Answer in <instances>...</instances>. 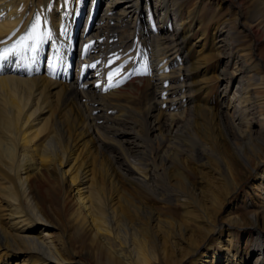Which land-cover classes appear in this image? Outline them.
Segmentation results:
<instances>
[{
    "label": "bare ground",
    "instance_id": "6f19581e",
    "mask_svg": "<svg viewBox=\"0 0 264 264\" xmlns=\"http://www.w3.org/2000/svg\"><path fill=\"white\" fill-rule=\"evenodd\" d=\"M84 1L0 0V53L9 51L0 59V264H75L66 258L71 248L50 235L48 218L56 213L75 221L98 246L91 248L93 257L86 252L94 264H149L162 249V227L169 239L182 242L178 233L185 228L173 219L190 227L217 215V187L211 190L207 177L228 185L229 196L240 164L261 171L252 187L259 206L246 208L254 229L248 257L256 252V264H264V51L258 49L264 0H93L71 82ZM50 7L57 31L69 32L66 42L56 34L52 11L48 18ZM197 16L207 21L193 42ZM37 19L32 48L11 51ZM70 19L73 29L66 28ZM122 30H132L130 40L122 39ZM214 57L221 61L215 71L206 66ZM138 72L145 83H130L143 111L140 121L128 103L114 102L119 89L111 87L126 85ZM110 75L117 77L114 83ZM214 80L225 82L216 104L208 99ZM60 185L61 211L49 197ZM149 200L169 207L157 211ZM163 215L170 227L161 224ZM227 218L230 237L241 220ZM215 225L204 232L207 240L222 233ZM231 246L222 262L247 264ZM85 247L92 246L80 249ZM103 255L107 261L99 260ZM217 260L211 255L206 263Z\"/></svg>",
    "mask_w": 264,
    "mask_h": 264
},
{
    "label": "rangeland",
    "instance_id": "374dc122",
    "mask_svg": "<svg viewBox=\"0 0 264 264\" xmlns=\"http://www.w3.org/2000/svg\"><path fill=\"white\" fill-rule=\"evenodd\" d=\"M92 1L93 0H85L83 2L82 10L79 13V16L77 19L76 31L74 33V43H72V46H74L76 52H75V50H73L75 53V56H71V58L74 57L76 59V60H74L75 64H77V53L79 51V45H80V39L82 36L83 26L85 25V21H86L87 16H89V14L92 11L91 10V8L93 6ZM88 4H90V6H89L90 9L88 10V13L85 14L84 12H85V10H87L86 6ZM227 5L228 4L222 5V9H223L222 11L226 10ZM51 6H52V4H51ZM252 9L256 12H259L261 10L260 8H257V6H253ZM51 11H52L51 20H53L52 25L54 28H56L55 25L58 24V21H56L57 14H56L55 9L51 10V7H50L48 18L51 15L50 14ZM64 18L65 17H62V19H64ZM62 19L59 22L62 23V21H63ZM197 20H199L200 27L195 31V33L192 36L193 42L198 41L202 31L204 30V23H206V21H207L206 18L202 20V18H200V17L198 18V16H197ZM217 20H219V19H217ZM73 24L74 23L72 22V19H70L67 22L68 26H66V28L73 29V27H72ZM81 26H82V30L80 32ZM55 30H57V28ZM131 32H132V30H122L121 31V35L123 36L122 39L130 40L132 37ZM59 33H61L62 35L66 34V36H65L66 39L63 40L65 42L70 37L69 32H67V31L62 30V31H59ZM56 34H57V32H56ZM121 35H118V36L121 37ZM51 36H53V34ZM133 36L135 38L138 37V35L136 33H134ZM205 41H206V43H205L206 48L210 47V44H211L210 37L207 36V38H205ZM230 44L234 45L233 41H230ZM243 44H246V43L244 42ZM258 49L260 51H264V40L259 43ZM65 50H66V47H65ZM192 59H193V56H192ZM222 59H225V60H223V62L221 64H223L227 60V58H222ZM211 60H209L207 62L206 66L209 68H212V69L218 68L216 66H219V63L221 62L219 60V58L214 57ZM45 63H46V61L44 60L43 64H45ZM43 64L41 63V65H43ZM139 67H141V69L144 73V76L146 77V74L144 72V71H146L145 68L142 65H140ZM215 70L216 69H214V71ZM75 72H76V70H75ZM73 74L74 73L71 69V82L74 80V78H75L74 76H76V74H74V75ZM212 75L214 76L215 74L212 73ZM114 76H116V75H114ZM114 76H113V79L111 80V81H113L112 83H114L117 79V77H114ZM133 80L136 81L135 85L141 86L142 84L145 83V79L143 78L141 73L138 72V73H135L129 80H124L127 82L126 85H124L122 83L115 84V85L111 84L112 85L111 87H115V90H117V88L119 89V92L117 93L116 97H114V98L118 97L117 99H119V98L120 99L118 101H115V99H114V102H119L121 104V106H124V105H126V103H128L127 106H129L133 109L134 114H135V112H137V114L141 115V113H142V115H143V111L139 107V104H138V97L131 94L132 93L131 88H132L133 84H131L130 82H132ZM224 84H225V82L224 81L222 82L221 80H218V81L214 80L213 83L211 84V86H213L214 88L210 89L211 92L209 94L208 99L211 102H213L214 104H216V102H215L216 101L215 100L216 91H217V89L218 90L221 89L222 86H224ZM117 85H118V87H117ZM136 99H137V101H136ZM124 100H126V101L128 100V101L125 102ZM134 100H135V102H134ZM129 101H131V102H129ZM123 102H125V104ZM214 107H215V105H213V108ZM53 108H54V110H56L54 113H58L57 106L55 104L53 105ZM134 109H136V110L139 109V110L136 111ZM142 115L139 116L140 118L137 117V118H139L138 121L141 120ZM239 167L241 168V170L239 171L240 174H239V177L237 178L238 179L237 188H236V190L233 188L231 190V194L229 196L225 195L226 189L229 188L228 185L226 186V188L224 187V185H222V187H221L219 181H218V184L216 182L217 181L216 176L211 175V176L207 177L208 187L211 188V190H213V191L217 187V190H218V192H217V190H215L216 192L214 191L218 195V202L220 204V206L218 207L219 209L216 212L217 215L214 214V215H210V216H208V215L202 216L201 218H198L199 220H201L200 221V224L202 223L201 225L195 223V224L191 225L190 227H188V226L185 227L184 226L185 223L183 224V221H181L178 218L173 219V220L179 221L180 226L185 228L184 232L178 233V237L181 234L180 242L181 241L182 242L180 244H178L179 242L174 240L172 237L169 239V236H171V234H167V231L164 234L165 230L162 227L160 229L162 231L161 235L163 236V241H164V243L162 244V249L157 248L155 250V258L153 260H155V261L157 260V261L156 262L155 261L150 262L149 264H207L206 262L211 260V255L217 256L218 260L215 262V264H224V262H222V261H224V257L227 254L226 250L231 246V243H232V245H234V248H235V246L238 247V250H239L238 259L242 258L244 261L247 260V264H256L258 253H256V252L250 253L249 257H248V252L254 248V229L252 226H250L251 222L248 219V214L251 211L246 208V204L253 205L254 209H257V207L259 206L257 203L258 198L255 197V195L252 193V187H253L254 182H255V177L257 175H259V173L261 171L257 170V172H253L251 170H248L243 164H240ZM62 190H64V187L62 185H60L59 190L57 191V193H55L56 199L54 198L53 194H49V197L51 199L50 200L51 203L57 202L58 203L57 208L60 211L62 210V208H61L62 207V197H61ZM232 191H234V192H232ZM263 191H264V188H263ZM149 201L151 202V204H153V205H151V207H153L155 210L160 211V212L165 211L164 208L169 207V204H167V203L166 204L155 203L153 200H149ZM44 203L46 206L45 208L47 210H50L48 204H46V202H44ZM207 206H208V208H210L212 210L211 204H207ZM162 209H164V210H162ZM0 213L3 215L5 214L3 207H2V203L0 204ZM229 214H231L233 220H235V219L241 220V223L238 225L239 226V228L237 229L238 231H234L233 229L230 230V233H231L230 237H228V232H227L228 228L225 225V223H227L229 221V220H225V219H228L227 216ZM204 217H205V219L203 220L202 218H204ZM3 219L6 222L5 216H3ZM69 219H70L69 217H66V219H64V218L62 219L61 216L58 215V213L54 214V216L49 217L48 218L49 223L52 225V230H51V234H50L51 237L54 239V241L56 242L57 245H60L61 242H64L66 249L69 247L71 248V252H72L71 255H66V258H68V260L75 262V264H94V263H96V259L94 262V258L91 259L90 258L91 256L89 257V255H87L86 252H89V251H90V253L92 252V257H93V254L96 252V249H94V248H97L98 246H96V244L93 242L92 238H90L88 236V233H85V232L81 233L79 231L81 228L80 225H77V223L75 221H72ZM165 219H167V217L165 215L160 217L161 224L163 225V222L168 221L169 222L168 226L170 227L169 219H167V220H165ZM53 220H54V222H53ZM53 225H54V227H53ZM214 225L216 226L215 228H218L221 226L223 231H222V233L218 234V236L217 235H210L209 239L207 240V238H205L204 232L207 229L208 230L212 229L213 227H211V226H214ZM249 227H251V228H249ZM166 236L168 239L166 238ZM203 238H204V240H203ZM188 239H189V241H188ZM89 241H90V243H89ZM219 241H220V244H218ZM175 242H177V243H175ZM84 243L86 245L89 244L92 247H85L83 250H81L80 246ZM171 243L174 245H172ZM165 244H167V245L165 246ZM164 246H165V248H164ZM60 248L65 254L66 251L63 249V247H60ZM91 248H93L95 252L92 251ZM231 248H232V246H231ZM203 254H205V255L202 256ZM107 259L108 258L105 255H103L99 258V260H103V261H107Z\"/></svg>",
    "mask_w": 264,
    "mask_h": 264
},
{
    "label": "snow or ice",
    "instance_id": "6c2138e0",
    "mask_svg": "<svg viewBox=\"0 0 264 264\" xmlns=\"http://www.w3.org/2000/svg\"><path fill=\"white\" fill-rule=\"evenodd\" d=\"M38 27H39V19H37V22L32 25L31 32L27 36L21 37L20 40H19V42H18V44L17 45H14L13 48L11 49V51H20L21 49H26L28 47L26 41H28V40L35 41L36 40V38H37V32H38ZM0 42H2V41H0ZM87 47L88 46H86V48ZM8 55H9V51L6 50L3 53H0V59L5 58ZM115 75H118V73L115 74ZM112 79H113V76L110 75L109 76V80H112Z\"/></svg>",
    "mask_w": 264,
    "mask_h": 264
}]
</instances>
